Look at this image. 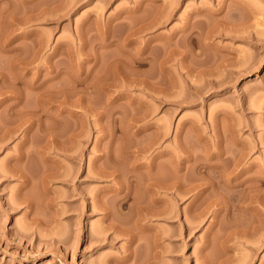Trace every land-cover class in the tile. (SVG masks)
<instances>
[{
    "label": "rangeland",
    "instance_id": "374dc122",
    "mask_svg": "<svg viewBox=\"0 0 264 264\" xmlns=\"http://www.w3.org/2000/svg\"><path fill=\"white\" fill-rule=\"evenodd\" d=\"M146 43L150 57L171 53L162 71L160 57L134 60ZM213 51L217 61L247 58L250 66L231 79L223 68L200 73L205 65L190 59ZM157 81L160 91L148 89ZM170 148L176 173L159 154ZM207 149L222 155L204 157ZM44 158L68 177L41 183ZM8 161L17 169L0 175V264H117L137 244L106 227L100 202L114 211L126 191L121 208L130 210L136 189L149 194L148 175L170 172L183 185L178 198L153 196L174 215L143 220L160 233L155 264H264V0H0L1 172ZM228 177L245 182L229 188ZM210 178L219 180L210 192L223 196L200 190ZM186 213L192 230L180 232ZM152 232L138 241L143 260L153 258Z\"/></svg>",
    "mask_w": 264,
    "mask_h": 264
},
{
    "label": "bare ground",
    "instance_id": "6f19581e",
    "mask_svg": "<svg viewBox=\"0 0 264 264\" xmlns=\"http://www.w3.org/2000/svg\"><path fill=\"white\" fill-rule=\"evenodd\" d=\"M168 15H169V12H168ZM167 16V15H166ZM189 22V21H188ZM184 23H187V22H184ZM183 23V24H184ZM182 24V25H183ZM208 24V23H207ZM186 25V24H185ZM188 26H189V23H188ZM187 25H186V27H188ZM191 26V25H190ZM208 26V29H209V26H210V24L209 25H207ZM185 27V26H184ZM210 27H212V26H210ZM190 28V27H189ZM188 28V29H189ZM213 28V27H212ZM186 29V28H185ZM207 29V27H206V30L205 31H207L206 32V38L208 39L209 38V36L211 37V36H213V35H210V32L212 31L213 32V29L211 30V28L208 30ZM191 30V29H190ZM205 31H204V34H205ZM187 32H190V33H187ZM185 35L187 36V38H186V36H185V38H186V40L189 38V42L188 41H186V43L188 42L189 43V45L191 46V45H193V44H195V43H197V41L196 40H194V37H195V34H194V36H193V34L192 33H194V32H191V31H186L185 30ZM203 34V35H204ZM212 34V33H211ZM213 34H215V33H213ZM198 35V34H197ZM197 35H196V39H197ZM199 39V38H198ZM197 39V40H198ZM204 39V38H203ZM170 40V39H169ZM178 41V40H177ZM199 41V40H198ZM207 42V41H206ZM206 42H204V44L203 45H207L208 47L211 45L210 43H209V41H208V43H209V45H208V43H206ZM185 43V44H186ZM175 46L177 45L178 46V44L177 43H175L174 44ZM181 44H179V46H180ZM199 45V44H198ZM141 46V45H140ZM176 46V47H177ZM178 46V47H179ZM189 46V47H190ZM176 47L174 48V51L172 50V52H175V50H176ZM189 47L187 48V49H189ZM212 46H210L209 48H207V49H212L211 48ZM141 50H140V49ZM164 48H165V46H164ZM163 48V49H164ZM181 49V48H180ZM185 49V48H184ZM183 49V51H185ZM200 49H203L202 47L200 48ZM138 50H140L141 51V53L142 54H144V56L143 57H141V58H139V57H137V58H133L134 60H136V61H138V64H144V62L146 63V59L147 58H149L150 57V55H151V53H150V51L151 50H149V45H147V43L144 45V46H141V47H139L138 46ZM166 50V49H165ZM167 50H168V48H167ZM167 50H166V52H167ZM170 50V49H169ZM171 50L170 51H168V52H171ZM182 50V49H181ZM205 50V49H204ZM213 50V49H212ZM177 51V50H176ZM179 52H180V50H178ZM187 51H190V50H187ZM201 51V50H200ZM216 51V50H215ZM215 51H213L212 52V58L211 59H207V58H200L199 56L200 55H198L197 54V52H196V54L193 56V57H195L194 58V60H193V58L192 59H190V61L192 60V63H196V66L198 67V66H201V65H205V67L207 68V69H202V70H200V73H201V71H203L204 70V73L206 72V74H208V75H212V74H214V73H217V71L220 69V68H223L224 70H226V72H227V75L229 76V78L231 79L232 77H234V75L236 74V75H240L242 72H244L245 70L247 71V69L249 68V64H248V62H247V58H243V59H228V60H225V61H220V60H218L217 61V54H216V52ZM165 51H163L162 53L163 54H166V55H168L167 53H164ZM178 52V53H179ZM182 52V51H181ZM180 52V53H181ZM191 52V51H190ZM202 52V51H201ZM215 52V53H214ZM218 52V51H217ZM141 53H139L140 55H141ZM162 53H160L161 55H162ZM179 53V54H180ZM183 53V52H182ZM187 53V52H186ZM193 53V52H192ZM173 54V53H172ZM185 54V53H184ZM187 54H189V53H187ZM204 54V53H203ZM166 55H163V58L161 57V56H159L160 58H162L161 60H159L158 58L159 57H157L158 56V54H157V56L156 57H153V56H151L150 58H151V60H153V59H158V65L159 66H161L160 68H159V70L162 68V69H164L165 67H163L162 66V63L161 62H163V61H166L165 59H170V58H168ZM169 55H171V53L169 54ZM168 55V56H169ZM180 55H182V54H180ZM191 55V54H190ZM193 55V54H192ZM172 56V55H171ZM171 56H169V57H171ZM152 57H153V59H152ZM189 57V56H188ZM200 58V59H197V58ZM135 62V61H134ZM156 62V63H157ZM248 64V65H247ZM194 65V64H193ZM158 66V67H159ZM164 66H165V64H164ZM166 70V69H165ZM160 71H162V70H160ZM199 72V71H198ZM203 73V72H202ZM145 78H143L142 80H141V82L143 81V84H144V82H145V80H144ZM210 79V78H209ZM146 80H148V79H146ZM216 79H214V78H211L210 80H209V82L210 83H214V84H223V83H220V80H223V79H220V80H217V81H215ZM149 81V80H148ZM147 82V81H146ZM146 82H145V84H146ZM217 82V83H216ZM156 83H158V81L157 82H148V86L146 85V88H144L145 90L147 89V87H148V89H152V90H154V89H159V91H160V87H158V85L156 84ZM144 84V85H145ZM145 87V86H144ZM164 133H165V129H164V131H163ZM53 133H54V131H53ZM53 133H50V134H53ZM54 135V134H53ZM52 135V136H53ZM217 141V142H216ZM215 142H216V144L215 145H217L218 144V142H220V139L218 138L217 140H216ZM171 149V148H170ZM165 150V152H160L159 154L160 155H162L163 153L165 154V155H167L166 156V159H165V164L167 163L168 164V166L171 168H169L173 173L175 172V171H177L178 170V168H179V166H177V163H175V157H176V154H175V151L174 150ZM211 149V148H210ZM208 150L209 149H207V150H205L202 154L204 155V157H210V158H212V157H219V156H221L222 154L220 153L221 151H214V152H211V150H209L210 152L209 153H207L208 152ZM207 151V152H206ZM212 151H213V149H212ZM158 154V155H159ZM202 154H200V155H197V156H200V158H203V155ZM21 156V154H18V155H16V158H15V156H14V158L15 159H13V161L15 160V161H18L19 162V160L21 161V159L22 158H20V157H17V156ZM201 155H202V157H201ZM185 156H187V155H185ZM189 156V155H188ZM196 156V157H197ZM198 159H199V157H197ZM227 158H229L230 159V163L233 161V163H231V169L233 170V169H235L238 165V162H239V159L241 158V155H239L238 157L236 156V155H234V157L233 156H229V157H227ZM12 159V158H11ZM10 159V160H11ZM45 159V158H44ZM9 160V159H8ZM9 160V161H10ZM46 160V159H45ZM181 160V159H180ZM180 160H178L179 162H180ZM8 161V162H9ZM12 161V160H11ZM43 161V160H42ZM48 163L46 164H41L40 166L42 167V170H44V171H42V172H46V173H42L43 174V176L41 177V174H40V176L39 177H41V183L44 181H48L49 180V178H57V177H61V178H63V176L66 178V177H68V173L66 172V171H63V172H61L60 170H59V167L61 166L58 162H54V161H49V160H46ZM45 161V162H46ZM111 161V160H110ZM113 161V160H112ZM7 162V161H6ZM17 162V163H18ZM224 161H222V163H223ZM10 163V162H9ZM43 163V162H42ZM58 163V164H57ZM107 163V162H106ZM106 163H105V167H107L108 168V166L110 167L109 169L111 170V168L113 169V173H114V168H116V170H117V167H116V163H114L113 162V164H115V166L114 165H112V164H110L111 162H109V164L111 165H108V166H106ZM150 163H154V162H150ZM219 163V162H218ZM222 163H220V164H222ZM8 164V163H7ZM15 164H16V162H15ZM15 164H12V163H10L9 164V167L8 166H4V168H6L7 169V167H8V169L9 168H11L12 170H14L15 169V167H16V165ZM108 164V163H107ZM207 164V163H206ZM206 164H204V168L207 166ZM210 164V163H209ZM217 164V163H216ZM215 163L214 164H210V165H208V167H206V168H210V169H212V170H214V168L216 169V167H218V165L219 164H217L216 165ZM224 164V163H223ZM5 165H6V163H5ZM11 165H14L13 167H14V169H13V167H11ZM60 165V166H59ZM94 165V163L93 162H91L90 164H89V172H88V176L90 175V173L92 174V173H94L93 171H94V169H93V166ZM152 165L153 164H147L145 167H146V169L149 171L150 169H151V167H152ZM178 165H180V164H178ZM96 166V165H95ZM141 166H143V165H141V164H139V165H134V167H141ZM154 166V165H153ZM201 166H203V165H201ZM220 166H223V165H220ZM225 166V165H224ZM144 167V166H143ZM199 167V166H198ZM220 169H221V167H219ZM16 169H17V167H16ZM56 169H58V170H56ZM79 169V168H78ZM95 169H99L100 170V168H95ZM104 169V168H103ZM102 169V170H103ZM106 169V168H105ZM105 169L101 172V170H100V172L99 171H97V170H95V174L96 175H98V176H103V175H105L106 173H107V171L106 172H104L105 171ZM181 169V168H180ZM3 170V169H2ZM5 170V169H4ZM3 170V172H1L0 171V175H7L6 173H9V172H11L12 173V171L9 169V170H6L7 172H5ZM110 170L108 171V174H109V172H110ZM115 170V171H116ZM167 170V169H166ZM98 173H97V172ZM19 172V174L18 175H23V177H26L25 176V174L24 173H21L20 172V170L18 171ZM23 172V171H22ZM67 174H66V173ZM168 172H170L169 170H168ZM172 172H170V174H166V175H163L162 173V175H158V173L156 174V173H153V174H151V175H148L147 177H146V179L143 181V183L145 184L144 186H143V184H142V187L143 188H145L146 187V190H147V188H151V190L150 189H148V191H150V192H148L149 194H147V196L146 195H142V190H141V194L140 193H138L139 191V189L137 190L136 189V192H137V194L136 195H132L133 196V199H132V201L133 200H135V204H134V206H132V208L130 209V210H123L121 207L123 206L122 204H126L127 203V198H129V196H128V192H126V191H124V183H122V182H124L123 180L121 181V183L123 184V185H121L120 187H121V189L119 190V192L120 191H124V193L117 199V204H116V206H115V210L113 211V209L111 208V207H108L106 204H107V202H105L106 204L104 205L103 203L101 204V202H100V207L104 210V216H106V218L108 219V222L106 223V227L107 228H109V229H113V231H114V236H120V235H124L125 237H126V240H127V242L131 245V244H133V243H135L136 242V244H137V246H136V248H130L129 250L127 249L126 251H127V253H125L123 256H120V257H118V258H116V259H114L115 260V262L117 263V264H123V263H125V262H127V261H131L130 263L131 264H155V259L159 256V254L161 253V250H159L158 248L160 247V244H159V242H158V239H159V237H160V233H159V231L158 230H156L155 229V227H152L151 225H149V224H147V222H145V221H143V220H145V219H150V217H152V216H159V215H163V216H165V217H172L173 215H174V210L172 209V207H163L162 206V208H159L158 206H157V203H158V200L160 199L161 200V198H159V196H153V194H156L157 192H160L161 190H163V191H165V192H167V193H170V195H171V197H173V198H175V199H177L178 197H177V192H175L176 191V189H179L180 190V188H179V186H182V188H183V185H181V183H179L178 181H177V179H176V176H175V174H173ZM112 173V171H111V174H113ZM176 173V172H175ZM17 175V176H18ZM70 175V174H69ZM107 175V174H106ZM153 175V176H152ZM155 175V176H154ZM157 175V176H156ZM20 176V177H21ZM91 176V175H90ZM23 177H21L22 179H24L25 180V178H23ZM124 178V176H122V179ZM27 179V178H26ZM60 179V178H59ZM64 179V178H63ZM68 179V178H67ZM232 179H234V178H232V177H228V178H226V180H224V184L225 185H227L229 188H231V187H235V186H237V185H242L244 182H245V180H243V181H238V182H232L233 180ZM40 180V179H39ZM219 180H215L214 178H210L208 181H205V182H202V183H200L199 181H198V185L199 186H201V191H206V190H208V189H210V190H208L207 192H212V190H215L214 188L215 187H218L219 185H217V182H218ZM43 182V183H44ZM249 182H247L246 184H248ZM251 183V182H250ZM249 183V184H250ZM139 184L140 185H138V186H141V183L139 182ZM249 184H248V187H249V189L247 190V191H249V193H252V191H255V188H253V186H252V188L254 189V190H251L252 188H251V185L249 186ZM252 184V183H251ZM198 185H196V186H198ZM217 185V186H216ZM255 185V184H254ZM194 186V184L191 186V187H193ZM126 187V186H125ZM247 186H246V188H248ZM255 187V186H254ZM144 191H145V189H143ZM182 190H184V189H182ZM216 191V190H215ZM215 191L213 192V193H211V195H213V194H215ZM135 192V193H136ZM147 192V191H146ZM135 193H133V194H135ZM209 193V194H210ZM159 194V193H158ZM216 194H218V195H216ZM215 195L216 196H220L221 197V195L219 194V192L218 193H216ZM157 195V194H156ZM146 196V197H145ZM223 196V195H222ZM228 195H226V197H227ZM229 196H230V193H229ZM249 196H250V198H251V196H255V198H256V195L255 194H252V195H250L249 194ZM102 197H103V195H102ZM146 199H145V198ZM206 197H208V196H206ZM209 197H212V196H209ZM225 196H224V199H227L228 201H229V199L228 198H230L231 199V197H228V198H226ZM106 198V197H105ZM104 198V199H105ZM253 198V197H252ZM100 199H102V198H100ZM104 199H103V201L102 202H104ZM215 199V201L216 200H218V199H220V198H218V199H216V198H214ZM214 199L212 198V201H214ZM254 199V198H253ZM252 199V200H253ZM106 200H108V198H106ZM159 200V201H160ZM221 201H222V198L220 199ZM220 200H218L219 202H220ZM226 200V201H227ZM250 200V199H249ZM248 200V202H250ZM147 201H148V203H147ZM227 201V202H228ZM252 202V201H251ZM130 207V206H129ZM187 213L185 214V218H184V220H183V223H182V226H181V228H180V232H182V231H188V232H190L191 230H192V225H191V223L189 222V219L187 218ZM127 218H130L129 220L131 221V223L132 224H130V226L129 227H127L126 226V222H127ZM125 225V226H124ZM150 231H153L151 234H150V237H151V239H152V249H151V251H153V254H152V256H153V258L151 259V260H143V258H146L143 254V257H140V253H138V250H139V246L141 245V243H139L138 241H140V239L143 237V235L146 233V235H147V233L149 234V232ZM165 233H166V231H165ZM142 240V239H141ZM139 243V244H138ZM150 243V245H151V242H149ZM145 243L143 242V245H144ZM147 244V243H146ZM135 247V246H134ZM148 247H149V245H148ZM143 248V247H142ZM145 248V247H144ZM147 248V247H146ZM140 254V255H139ZM141 255V256H142ZM151 256V255H150ZM203 259H205V257H202ZM148 259V258H147ZM204 263L206 262V260L204 261V260H202ZM103 264H108V260H105V261H103L102 262ZM202 264V263H201ZM206 264V263H205Z\"/></svg>",
    "mask_w": 264,
    "mask_h": 264
}]
</instances>
